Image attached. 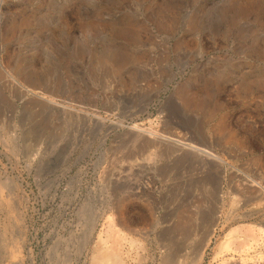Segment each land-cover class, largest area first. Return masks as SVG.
<instances>
[{"label": "rangeland", "instance_id": "374dc122", "mask_svg": "<svg viewBox=\"0 0 264 264\" xmlns=\"http://www.w3.org/2000/svg\"><path fill=\"white\" fill-rule=\"evenodd\" d=\"M252 28L264 0H0V264H264Z\"/></svg>", "mask_w": 264, "mask_h": 264}, {"label": "bare ground", "instance_id": "6f19581e", "mask_svg": "<svg viewBox=\"0 0 264 264\" xmlns=\"http://www.w3.org/2000/svg\"><path fill=\"white\" fill-rule=\"evenodd\" d=\"M86 4L89 3V0H85ZM260 30L258 28H252L250 33L247 34V36H249V38L251 40L259 41V40H264L262 36V32H259ZM239 33L244 34L243 33V28L240 27L239 28ZM246 37V36H245ZM238 66V62L237 65L234 63H229L226 62L220 66H218L215 70H213L212 72H207L208 73V77L205 75L203 76V80H204V86L207 87V89L212 90L215 94L220 92V89H222V84L225 81L226 77H232L233 76V71H235V69ZM18 78L20 80H27L28 78H26L25 76H18ZM35 80L37 82H33L34 86L40 84L41 86V82L40 79L37 77L35 78ZM22 85V84H21ZM168 113L167 116L172 119V120H176L179 123L183 124L185 127L191 129V131H196L199 130V128H201L202 126L197 125L196 122H192L190 118L185 119L183 118L179 113H178V109L177 106L175 104H169L168 105ZM25 115L22 116V120L26 119V117H24ZM37 131V130H36ZM205 132H207L205 130ZM41 131H37L35 132L36 134V138L41 137L42 134ZM198 140H200V143H184L180 141V146H184L192 151L197 152L198 154H200V156H202L203 158H212L218 162H220L219 157L214 153V151L205 144V140L203 138H200V136L196 137ZM196 141V140H195ZM179 144V143H178ZM104 256V254H103ZM104 258V257H103ZM168 262V261H167ZM101 264V263H100Z\"/></svg>", "mask_w": 264, "mask_h": 264}]
</instances>
